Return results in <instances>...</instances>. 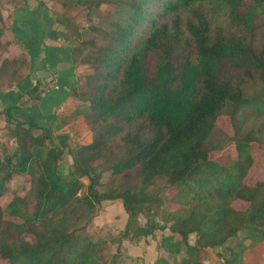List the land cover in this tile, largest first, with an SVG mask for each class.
Listing matches in <instances>:
<instances>
[{"label":"trees","instance_id":"16d2710c","mask_svg":"<svg viewBox=\"0 0 264 264\" xmlns=\"http://www.w3.org/2000/svg\"><path fill=\"white\" fill-rule=\"evenodd\" d=\"M71 1L87 10V26L65 15L54 22L69 31L67 58L86 69L83 77L44 95L16 77L24 59L0 65V85L7 74L19 78L20 91L0 90L8 100L0 137L14 145L0 142L3 264L121 259L103 255L107 243L86 230L96 205L116 200L129 216L122 240L169 229L161 247L181 257L178 264H264V255L243 259L248 243L264 246V181L248 179L251 143L264 140V0ZM48 35L57 38L53 26ZM25 96L35 105L26 107ZM71 98L92 132L87 145L54 136V107ZM222 115L232 135L217 126ZM229 142L236 159L222 165L210 158ZM16 177L28 178L30 190L25 197L15 190L3 205ZM159 180L180 197L181 207L166 216L152 192ZM235 201L247 209H235ZM207 249L216 262L205 261ZM154 264L173 262L160 257Z\"/></svg>","mask_w":264,"mask_h":264},{"label":"rangeland","instance_id":"374dc122","mask_svg":"<svg viewBox=\"0 0 264 264\" xmlns=\"http://www.w3.org/2000/svg\"><path fill=\"white\" fill-rule=\"evenodd\" d=\"M46 5L49 8V15L53 19V29L57 32L56 39H50L48 43L55 44L56 46H68L70 43V34L69 31L65 29L64 26L54 22L55 19H59L62 15H65L71 20L72 23L80 24V26H87L85 23V14L86 9L82 5L76 4V2H66V0H44ZM75 1V0H74ZM94 0H89L88 5L91 4ZM25 0H0V33L1 37L6 40L5 32L10 33L11 27V17L4 15V10L8 8H16L18 5L23 4ZM99 12V9H97ZM10 15V14H9ZM75 43V42H74ZM73 43V44H74ZM72 44V45H73ZM5 45V44H4ZM20 46V44L17 43ZM71 45V46H72ZM3 48V47H2ZM9 55V57H18V59H23L24 54H20L19 51H13L10 48H3ZM71 61V60H70ZM74 65V64H73ZM73 69L77 75V79L83 77L86 72L84 67L80 65H74ZM22 71V69L20 70ZM20 78V75H19ZM19 78L6 77L5 81L0 85L5 91L9 90V87L15 85L16 81ZM38 89L44 91L52 86L54 83L48 82L45 77H34V84L38 85ZM34 99L32 96H25L23 101L27 104H30ZM80 104L75 103L74 99L66 100L58 109L55 110L58 115L57 125L59 124L60 128L56 126L54 129V136L60 138L59 142L62 143L63 140L68 139L70 143L87 145L92 141L93 135L89 128L88 122L76 118V111L80 109ZM3 109V108H2ZM2 113V112H1ZM217 126L225 131L227 134L232 135L233 128L231 119L228 115H222L218 121ZM6 127L8 123L6 121L5 115L0 114V135H4L6 132ZM5 138L0 137V142ZM6 142H9L11 150L14 148L12 141L5 139ZM251 152L254 159L253 167H251L248 179L250 181H264V140L263 141H252L251 143ZM210 158L216 161L219 164L226 165L231 160L237 158V151L234 142H229L222 150L214 151L210 154ZM85 183L87 181L85 180ZM9 192L1 199L2 204H7L14 194V191H18L23 197H25L30 190V181L25 177H16L11 182L9 187ZM166 188V189H165ZM153 193L160 194L162 206L159 209L160 216H166L167 212L177 211L181 205L178 203L179 196L175 189H171L165 186V183L159 180L154 187L152 188ZM30 211H32V204L29 201ZM233 207L237 210L244 211L247 209L248 205L241 201H235ZM87 217L82 219L81 224L87 223ZM129 216L125 212L122 200L116 201H104L100 205H96V211L92 218L89 219L87 226V233L90 237L96 241L101 240L102 242L107 243L106 246H103L102 253L105 256H113V254L121 255V259L115 261V259L109 257L110 264H154L155 261L160 257L168 258L173 264L179 263V258L170 257V254L167 253L162 247L161 243L164 236L171 235L169 229L165 231L157 230L154 235H149L147 237H142L140 241L134 242L129 239L122 240V233L126 229L128 224ZM142 223H145V218L141 219ZM195 236L191 235L189 238V243H195ZM247 244V243H246ZM249 244L248 251L243 255V259L247 263H253L255 261H261L264 255V246L261 244ZM203 255L205 261L214 263L217 261V256L215 251L207 249L204 251ZM0 264H3L2 259L0 258Z\"/></svg>","mask_w":264,"mask_h":264},{"label":"crops","instance_id":"0c3cea01","mask_svg":"<svg viewBox=\"0 0 264 264\" xmlns=\"http://www.w3.org/2000/svg\"><path fill=\"white\" fill-rule=\"evenodd\" d=\"M48 9L44 0H25L23 4L18 5L14 9L8 8L6 11L4 10V15L11 17L10 33L6 31L4 34L6 35V40L9 42L7 43L4 41V36L0 38V57L2 58L0 59V65L2 60L12 59L3 48L6 49L7 47L12 49L11 54L13 51H19L21 55L24 54L25 56H22L27 65L22 68V71H19L16 77L20 75V78H26V82L30 84V86H34V77H42L39 73L44 71L48 74V77L46 78L44 75L43 77H45L48 82L54 83L44 91L38 89V91L40 90L44 95L50 93L52 89L60 90L58 86L59 83H71L77 80V75L71 61L67 58L70 57V55L66 52V47L56 46L55 44L53 45L47 42L51 41L50 39H54L48 35L49 30L53 26ZM17 43L20 44V46L17 45ZM5 77L11 76H7L6 74ZM49 77H51L52 80H50ZM12 78L13 77H11V79ZM0 90H2L4 94L8 93V95L12 93V91L14 94L20 93L16 83L11 88L9 87L8 91L2 89L1 86ZM7 102L8 100L0 93V114H2V108H4V104ZM64 102L65 100L63 103ZM35 103L36 100L34 99L30 104L25 106L31 107L34 106ZM62 104L60 103V106Z\"/></svg>","mask_w":264,"mask_h":264},{"label":"water","instance_id":"95a60500","mask_svg":"<svg viewBox=\"0 0 264 264\" xmlns=\"http://www.w3.org/2000/svg\"><path fill=\"white\" fill-rule=\"evenodd\" d=\"M39 75L42 76V77H43V75H44V76H46V78L48 77V74H46L44 71H41V72L39 73ZM49 79L52 80L51 77H49Z\"/></svg>","mask_w":264,"mask_h":264}]
</instances>
